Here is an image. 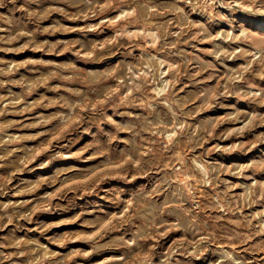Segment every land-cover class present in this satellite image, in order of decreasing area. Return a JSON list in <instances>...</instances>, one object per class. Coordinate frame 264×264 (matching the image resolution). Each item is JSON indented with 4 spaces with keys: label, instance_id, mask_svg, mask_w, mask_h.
Instances as JSON below:
<instances>
[{
    "label": "rangeland",
    "instance_id": "rangeland-1",
    "mask_svg": "<svg viewBox=\"0 0 264 264\" xmlns=\"http://www.w3.org/2000/svg\"><path fill=\"white\" fill-rule=\"evenodd\" d=\"M0 264H264V0H0Z\"/></svg>",
    "mask_w": 264,
    "mask_h": 264
}]
</instances>
